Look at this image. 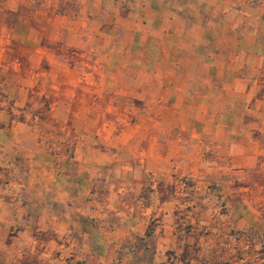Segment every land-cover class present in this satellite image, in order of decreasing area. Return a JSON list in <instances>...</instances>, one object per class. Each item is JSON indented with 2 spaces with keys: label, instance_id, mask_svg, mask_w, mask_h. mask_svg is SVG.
I'll return each mask as SVG.
<instances>
[{
  "label": "crops",
  "instance_id": "0c3cea01",
  "mask_svg": "<svg viewBox=\"0 0 264 264\" xmlns=\"http://www.w3.org/2000/svg\"><path fill=\"white\" fill-rule=\"evenodd\" d=\"M117 26L137 31L143 49L146 26L184 35L174 46L184 59L164 60L185 70L147 73L155 83L138 91L137 110L151 117L118 133L110 121L72 118L71 137L50 148L35 131L34 83L35 94L58 97L51 113L77 116L96 97L115 109L112 88L81 83L111 74L82 72V60L50 48L96 50ZM258 81L264 0H0V264H264Z\"/></svg>",
  "mask_w": 264,
  "mask_h": 264
},
{
  "label": "rangeland",
  "instance_id": "374dc122",
  "mask_svg": "<svg viewBox=\"0 0 264 264\" xmlns=\"http://www.w3.org/2000/svg\"><path fill=\"white\" fill-rule=\"evenodd\" d=\"M114 30L112 33H108L106 37H100L97 39L98 47L96 50H89L87 48L76 49L73 47H66L60 49L54 46L50 50H54V55L65 57L67 61H73L75 59L82 60V63L78 64L81 67L82 72H103L111 74L112 79H94V81H81L82 84L87 86H94L90 82H95V86L100 88H112L114 94L112 98V104L114 105L113 110H106L102 101L103 97H96L98 107L89 111L77 113V116H73L72 112L63 110L60 112H48L47 104L56 100L58 97L55 95H50L47 98L35 94L37 83H34L32 101L36 104L33 110L32 117L36 120L35 124L38 125L35 131L38 137H47L50 141V148H57L55 143V138L66 136L71 137L73 134V129L71 126V120L74 119H93L100 122L110 121L114 127V132L118 133L122 123L134 122L137 119H142L143 117L152 116V112H141L137 110L138 101V91L151 88L155 81L147 76V73L158 72V73H168V72H179L185 70L184 64L176 63H166L165 56L172 55V59L180 60L184 59L183 49L174 48L175 45L184 44V35L172 34V33H160L152 32L149 27L146 26L145 32H139V37L145 40V48H137V31H120ZM127 26H124V28ZM214 35H223L226 39H231V32H220L213 33ZM111 37V38H110ZM139 38V39H140ZM245 38V37H244ZM182 41V42H181ZM111 42H113V48H111ZM180 47V46H179ZM111 48V49H110ZM20 50L17 49V53ZM52 52V51H51ZM105 52L107 54L105 55ZM225 58L232 55L233 49H225ZM230 52V53H229ZM20 54V53H19ZM94 58H97V62H93ZM139 60V64L136 62ZM71 63V62H70ZM27 65L21 62L18 64L20 69H24ZM47 65L34 64L33 69L39 70L40 68H45ZM69 67L72 66L68 65ZM94 66V67H93ZM227 67V65H226ZM55 71V69H53ZM137 74L142 77V79H136ZM169 85H175L180 83L177 79L162 81ZM234 81L231 79L225 80V87L229 89L232 87ZM264 84V81H258V83ZM248 84V80L240 81V84ZM228 91V90H227ZM29 96H27L28 98ZM231 97V96H230ZM227 93L225 100L228 101L230 98ZM30 98V97H29ZM28 98V99H29ZM59 98H61L59 96ZM71 99V97H67ZM66 98V99H67ZM23 99V98H22ZM140 99V98H139ZM66 101V100H65ZM67 108V106H65ZM73 107V105H71ZM117 107H120L117 109ZM61 115L65 119V127L61 128L60 123L56 122L58 116ZM165 113L162 114V117ZM44 121V124L48 126H40L39 122Z\"/></svg>",
  "mask_w": 264,
  "mask_h": 264
}]
</instances>
